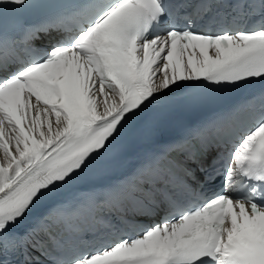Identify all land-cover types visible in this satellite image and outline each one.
Here are the masks:
<instances>
[{
  "label": "snow or ice",
  "instance_id": "obj_1",
  "mask_svg": "<svg viewBox=\"0 0 264 264\" xmlns=\"http://www.w3.org/2000/svg\"><path fill=\"white\" fill-rule=\"evenodd\" d=\"M256 81L264 0H0V264H264V87L232 101ZM193 109L214 115L64 197L126 133Z\"/></svg>",
  "mask_w": 264,
  "mask_h": 264
}]
</instances>
